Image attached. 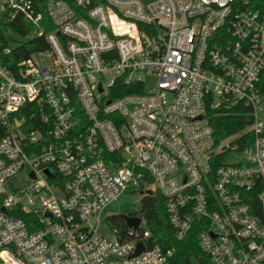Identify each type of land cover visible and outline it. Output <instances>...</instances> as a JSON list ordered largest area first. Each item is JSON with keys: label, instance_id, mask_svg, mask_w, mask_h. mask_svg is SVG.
<instances>
[{"label": "built area", "instance_id": "1", "mask_svg": "<svg viewBox=\"0 0 264 264\" xmlns=\"http://www.w3.org/2000/svg\"><path fill=\"white\" fill-rule=\"evenodd\" d=\"M0 30V264H168L139 210L104 218L127 192L210 264H264V0H0Z\"/></svg>", "mask_w": 264, "mask_h": 264}, {"label": "trees", "instance_id": "2", "mask_svg": "<svg viewBox=\"0 0 264 264\" xmlns=\"http://www.w3.org/2000/svg\"><path fill=\"white\" fill-rule=\"evenodd\" d=\"M20 34H26L24 26H18L16 23L9 25ZM1 33V30H0ZM46 47V43L42 38L32 39L25 42L20 49H16L14 53L20 52L27 54L31 51ZM127 90L125 92H131ZM122 93L114 94L120 95ZM244 109L240 105L227 104L221 105L215 109L209 107L212 114L211 123L218 140H222L230 135L241 131L246 123V117L240 113ZM139 213L147 220V225L152 232L156 243L164 248H173L174 254L169 259L168 264H210L209 257L202 251L198 238V229L194 228L189 235L183 240H177L174 237V229L168 220L166 210V198L160 193H154L144 196L141 199ZM26 220L29 218L27 214L21 213ZM112 223L119 226H125L123 215H113L110 217Z\"/></svg>", "mask_w": 264, "mask_h": 264}, {"label": "rangeland", "instance_id": "3", "mask_svg": "<svg viewBox=\"0 0 264 264\" xmlns=\"http://www.w3.org/2000/svg\"><path fill=\"white\" fill-rule=\"evenodd\" d=\"M143 195L140 192H127L118 197L117 200L110 203L105 211L104 218H109L113 215L134 214L139 210Z\"/></svg>", "mask_w": 264, "mask_h": 264}, {"label": "water", "instance_id": "4", "mask_svg": "<svg viewBox=\"0 0 264 264\" xmlns=\"http://www.w3.org/2000/svg\"><path fill=\"white\" fill-rule=\"evenodd\" d=\"M124 219L126 220V223L128 226L130 227H134L137 228L141 218L138 216H131V214H127V215H123ZM144 246L142 243L138 244V248L136 250V252L134 253V255H138L142 250H143Z\"/></svg>", "mask_w": 264, "mask_h": 264}]
</instances>
